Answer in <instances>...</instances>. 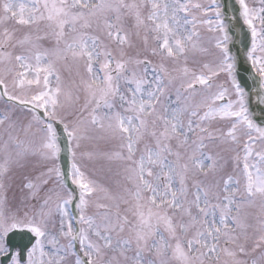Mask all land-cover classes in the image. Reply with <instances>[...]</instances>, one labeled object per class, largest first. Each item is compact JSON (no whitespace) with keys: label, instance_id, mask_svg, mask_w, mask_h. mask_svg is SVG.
<instances>
[{"label":"snow or ice","instance_id":"snow-or-ice-1","mask_svg":"<svg viewBox=\"0 0 264 264\" xmlns=\"http://www.w3.org/2000/svg\"><path fill=\"white\" fill-rule=\"evenodd\" d=\"M235 4L248 90L220 0H4L0 23L26 31L0 39V264H249V241L264 247L250 111L253 88L264 105V0ZM29 166L10 202V173Z\"/></svg>","mask_w":264,"mask_h":264},{"label":"water","instance_id":"water-1","mask_svg":"<svg viewBox=\"0 0 264 264\" xmlns=\"http://www.w3.org/2000/svg\"><path fill=\"white\" fill-rule=\"evenodd\" d=\"M225 10V18L230 23V33L233 35V41L231 45V50L234 51L235 57H237V78L241 81L242 85L246 87V90L251 88L254 82L258 79L253 70L251 69L250 63L247 61L245 52L249 48L250 36L247 29L242 25L238 18V6L235 4V0H221ZM235 17V18H233ZM258 88H253L251 90V99H250V111L254 114L256 122L260 123L264 121V113L261 112L263 108L259 104V97L257 96ZM58 132L61 136V147L62 153L60 158V165L62 170L65 172L70 168V158L67 152V140L63 134L62 126L57 125ZM69 185L74 189L75 186L71 185L70 180L68 181ZM75 203V202H74ZM73 212L75 213L74 205L72 206ZM76 214V213H75ZM26 239L23 243H26Z\"/></svg>","mask_w":264,"mask_h":264},{"label":"rangeland","instance_id":"rangeland-1","mask_svg":"<svg viewBox=\"0 0 264 264\" xmlns=\"http://www.w3.org/2000/svg\"><path fill=\"white\" fill-rule=\"evenodd\" d=\"M197 2H199V3H206L207 0H191V3H197ZM247 2H248V4H249L250 7H257V4L259 5V0H247ZM0 5H2V1H0ZM2 16H3V14L1 13V10H0V17H2ZM14 25L15 24L13 23V21H6L5 23H0V39L3 38V31H4V28L5 27H7L10 32H14L16 34V36H18V37L21 36V35H23V33L26 31V29H24L23 27H22V29H19V28H17L18 26H14ZM13 26H14V28H17V29H12L11 27H13ZM200 31H201V36L205 40V43H207V37L209 35H211V34L207 33L206 30L203 29V28L200 29ZM207 46L210 47V45H207ZM209 59H211V57H209ZM61 75H62L65 83L70 82V80L73 78V77H71L69 75V72L68 71H65L63 69L61 71ZM224 80H225V78L223 76H221L219 78V80L216 81V83L223 82ZM218 126L219 127H225L224 124H220ZM260 147H264V146L258 144L257 145V148H260ZM82 163H87V162H82ZM93 167H95V166H93L91 164H88L87 165V170L89 171V174L90 175L92 174ZM33 173L34 172L31 170V166H29V168L26 169L25 176L26 175L31 176V175H33ZM23 176L24 175H23V172H22V186H23ZM93 178L99 179V180H101L104 183H111V181L113 179V177L110 174H107V173H104V174L96 173ZM23 195H24V190L22 189V196ZM247 211H249L252 214V216L254 217L258 213V208L248 209ZM250 223H254V219H251L250 218ZM250 233H251V230H250ZM246 247L248 249L249 255L244 256L243 259L247 260L249 262V264H251V261L253 260V255L258 252V249L256 251H252L253 241H249V243L247 244ZM260 250H262V251L259 254V256L257 257V259H259L261 257V255H262V253H264V248L263 247L260 248Z\"/></svg>","mask_w":264,"mask_h":264},{"label":"flooded vegetation","instance_id":"flooded-vegetation-1","mask_svg":"<svg viewBox=\"0 0 264 264\" xmlns=\"http://www.w3.org/2000/svg\"><path fill=\"white\" fill-rule=\"evenodd\" d=\"M8 184H9V187L12 188L13 190L17 188H22V169H18V174H14V176L10 178V180L8 181ZM8 199H9V196H8Z\"/></svg>","mask_w":264,"mask_h":264}]
</instances>
